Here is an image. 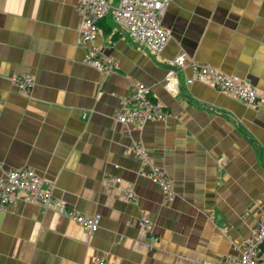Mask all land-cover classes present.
Here are the masks:
<instances>
[{
	"label": "crops",
	"instance_id": "1",
	"mask_svg": "<svg viewBox=\"0 0 264 264\" xmlns=\"http://www.w3.org/2000/svg\"><path fill=\"white\" fill-rule=\"evenodd\" d=\"M159 23L170 39L152 56L111 14L102 19L94 45L117 64L102 75L84 63L76 0H0V177L30 168L68 208L101 216L88 236L18 198L0 207V264L214 263L237 256L250 238L264 215V106L187 85L189 68L172 84L166 78L169 61L183 53L264 94V0H172ZM14 74L32 76L27 95ZM135 83L167 116L127 134L116 115ZM134 141L165 171L172 201L143 175ZM109 177L136 202H124Z\"/></svg>",
	"mask_w": 264,
	"mask_h": 264
},
{
	"label": "built area",
	"instance_id": "2",
	"mask_svg": "<svg viewBox=\"0 0 264 264\" xmlns=\"http://www.w3.org/2000/svg\"><path fill=\"white\" fill-rule=\"evenodd\" d=\"M82 13L81 35L79 42L87 44L88 48L84 63L94 68L102 75H108L117 69L116 61L104 55L95 45L99 31V22L108 14L117 28L126 33L134 46L147 50L152 56H159L170 39V35L160 26L166 8L172 0H76ZM169 74L167 83L176 82L180 71L189 68L190 77L185 83L194 82L209 84L220 92H225L250 107L264 106V94L238 79L229 77L216 68L205 64H197L185 54L174 56L168 63ZM11 82L20 94L27 95L34 85L32 76L14 74ZM167 116L166 111L150 96V89L141 83H135L131 92L124 99L123 106L116 115V121L124 132L130 134L139 131L145 124L160 122ZM131 152L147 170L145 177L157 184L165 201H172L174 191L171 181L165 171L153 165L147 150L139 141H134ZM119 186V197L134 204L136 196L133 190L122 185L120 178H107ZM21 199L27 204L37 205L42 209L53 210L78 225L88 235L92 236L99 227L101 216L92 214L80 215L52 196L50 186L30 168L8 170L0 177V207ZM140 226L151 233L149 220L142 216ZM154 241L155 238L151 237ZM264 249V215H261L252 230L249 239L242 242L237 256L226 260L202 264H259ZM94 264H106L102 259H96Z\"/></svg>",
	"mask_w": 264,
	"mask_h": 264
}]
</instances>
